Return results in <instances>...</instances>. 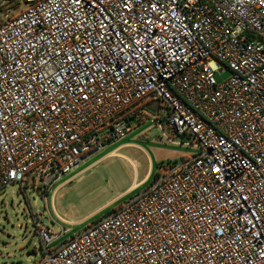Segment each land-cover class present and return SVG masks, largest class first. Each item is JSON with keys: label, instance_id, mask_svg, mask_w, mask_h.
I'll return each instance as SVG.
<instances>
[{"label": "built area", "instance_id": "obj_1", "mask_svg": "<svg viewBox=\"0 0 264 264\" xmlns=\"http://www.w3.org/2000/svg\"><path fill=\"white\" fill-rule=\"evenodd\" d=\"M134 103L197 152L55 247L37 225L35 264H264V0H0V191L56 185Z\"/></svg>", "mask_w": 264, "mask_h": 264}, {"label": "rangeland", "instance_id": "obj_2", "mask_svg": "<svg viewBox=\"0 0 264 264\" xmlns=\"http://www.w3.org/2000/svg\"><path fill=\"white\" fill-rule=\"evenodd\" d=\"M228 75L217 72L215 78L222 81ZM164 115L161 110L159 117ZM149 116L135 120L124 139L86 156L57 185L33 180L25 188L15 183L1 190L0 264L37 263L42 253L37 225L60 234L55 247L145 190L160 165L197 152L193 140L174 135L165 121L159 125Z\"/></svg>", "mask_w": 264, "mask_h": 264}, {"label": "trees", "instance_id": "obj_3", "mask_svg": "<svg viewBox=\"0 0 264 264\" xmlns=\"http://www.w3.org/2000/svg\"><path fill=\"white\" fill-rule=\"evenodd\" d=\"M152 104H148L149 109L151 108ZM139 104L138 103H134L132 105H130L129 107H127L126 110H124L123 112L119 113L117 118L118 119H125L129 124H132L135 120H142L144 118H137L136 114L138 113V109H139Z\"/></svg>", "mask_w": 264, "mask_h": 264}, {"label": "crops", "instance_id": "obj_4", "mask_svg": "<svg viewBox=\"0 0 264 264\" xmlns=\"http://www.w3.org/2000/svg\"><path fill=\"white\" fill-rule=\"evenodd\" d=\"M123 139H124V138H123ZM125 144H129V143H125ZM130 144H131V143H130ZM111 153H114V152L112 151ZM72 176L74 177V175H72ZM73 177H69V178L72 179ZM139 183H140V182H139ZM139 183H135V184H133V186L135 187V186L139 185ZM57 184H58V183H57ZM57 184H56V185H57ZM140 184H141V183H140ZM133 186H132V187H133ZM134 187H133V188H134Z\"/></svg>", "mask_w": 264, "mask_h": 264}, {"label": "water", "instance_id": "obj_5", "mask_svg": "<svg viewBox=\"0 0 264 264\" xmlns=\"http://www.w3.org/2000/svg\"><path fill=\"white\" fill-rule=\"evenodd\" d=\"M151 108H152L153 110H155L154 104L151 105Z\"/></svg>", "mask_w": 264, "mask_h": 264}]
</instances>
